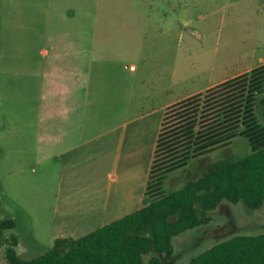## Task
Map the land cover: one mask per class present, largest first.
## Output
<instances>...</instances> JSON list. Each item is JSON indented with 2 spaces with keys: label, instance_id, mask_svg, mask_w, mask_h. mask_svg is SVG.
<instances>
[{
  "label": "rangeland",
  "instance_id": "rangeland-1",
  "mask_svg": "<svg viewBox=\"0 0 264 264\" xmlns=\"http://www.w3.org/2000/svg\"><path fill=\"white\" fill-rule=\"evenodd\" d=\"M50 35L60 51L72 48L76 38L90 41L93 89L107 87L106 76L115 77L114 86L120 88L116 95L110 93L116 108L107 110L108 120L119 124L139 118L127 130L128 140L130 130L138 133L126 159L133 167L124 178L134 197L126 209L106 218L86 222L85 209L76 208L71 216L63 214L69 190H61L59 182L71 175L60 173L57 159L44 151L43 143L37 145L39 105L50 94L40 48L45 39L51 49ZM261 58L264 0H0V220L16 221L6 236L18 238L20 256H39L59 237L83 236L144 205L139 198L146 192L165 106L256 66ZM94 96L98 101L99 95ZM95 108V130L100 132L106 111L99 104ZM255 112L264 126V93ZM251 151L249 139L238 136L230 145L168 173L163 190L181 188L220 158L238 159ZM206 214L210 222L176 236L173 252L159 255L162 264H188L234 235L264 233V205L252 210L243 202L225 201ZM5 248L0 238V264H10Z\"/></svg>",
  "mask_w": 264,
  "mask_h": 264
},
{
  "label": "trees",
  "instance_id": "trees-1",
  "mask_svg": "<svg viewBox=\"0 0 264 264\" xmlns=\"http://www.w3.org/2000/svg\"><path fill=\"white\" fill-rule=\"evenodd\" d=\"M264 93V64L168 105L163 113L150 166L144 205L80 237L62 236L45 253L20 256L13 218L0 220V238L10 264H162L174 238L207 224L206 213L223 202L264 205V126L256 102ZM249 139L242 158H220L184 185L165 193L168 173L230 145ZM151 255L149 262L146 256ZM188 264H264V233L237 234L197 254Z\"/></svg>",
  "mask_w": 264,
  "mask_h": 264
},
{
  "label": "crops",
  "instance_id": "crops-1",
  "mask_svg": "<svg viewBox=\"0 0 264 264\" xmlns=\"http://www.w3.org/2000/svg\"><path fill=\"white\" fill-rule=\"evenodd\" d=\"M52 35L48 41L51 49L47 48L48 44H44L45 39L40 48V53L44 57L42 63L46 66L44 76L50 77L48 79L50 94L48 101L41 102L39 105V117L35 122L37 145L43 143L44 151L51 153V158L57 159L56 164L60 167V173L71 175L68 181H66L67 177H61L59 182L61 190H69L63 214L71 216L74 208L85 209L83 218L86 222H90L97 218H106L124 207L126 209L132 203L133 187L128 186V188L124 178L125 173L129 171L128 168L133 167V164L128 166L126 159L134 149L138 133L137 130H130L131 135L128 140L127 130L134 126L139 118L127 119L126 122L119 124L108 120L107 110L116 108L110 93L116 95L115 91L120 89L114 86L117 80L115 77L111 79L106 76L108 86L97 85L98 89H93L90 41L86 43L84 39L76 38L71 41L72 44L69 47L72 48H62L63 50L60 51L57 40H54ZM262 64H264V58H261L260 64L232 77ZM130 66L133 69L136 68L135 64ZM232 77L211 82L205 88L191 92L183 98ZM98 78L101 77L98 76ZM93 93L96 96L99 95L98 101L95 96L93 99ZM98 104L100 108L101 105L103 106L101 108L103 111H106V120H101L103 129L100 132L95 130L98 121H95L93 117V109L96 110L95 107ZM170 104H167L165 108ZM70 191H76L79 196L74 198V194ZM140 195L139 199L145 200V195ZM111 205L112 208H110Z\"/></svg>",
  "mask_w": 264,
  "mask_h": 264
}]
</instances>
